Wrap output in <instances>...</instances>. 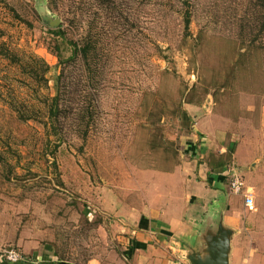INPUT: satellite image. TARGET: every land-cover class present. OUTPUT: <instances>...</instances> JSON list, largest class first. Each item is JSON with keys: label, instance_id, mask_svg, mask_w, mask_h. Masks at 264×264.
Segmentation results:
<instances>
[{"label": "rangeland", "instance_id": "374dc122", "mask_svg": "<svg viewBox=\"0 0 264 264\" xmlns=\"http://www.w3.org/2000/svg\"><path fill=\"white\" fill-rule=\"evenodd\" d=\"M219 163L205 211H236L264 264V0H0V264H86L161 173L200 198Z\"/></svg>", "mask_w": 264, "mask_h": 264}, {"label": "crops", "instance_id": "0c3cea01", "mask_svg": "<svg viewBox=\"0 0 264 264\" xmlns=\"http://www.w3.org/2000/svg\"><path fill=\"white\" fill-rule=\"evenodd\" d=\"M220 154L224 155V151ZM204 170L212 189L205 186L200 198L194 193L199 181L193 179L184 167L161 173L159 189L162 197L158 198L151 191L142 204L128 206L120 217L123 218L120 221L122 227L113 232L114 239L108 253L92 257L86 264H191L187 256L205 253L206 240L216 233L220 222L233 230L229 264H259L263 256L255 241L256 236L238 230V213L228 210L217 219L203 206L204 197L212 198L218 193L215 189L224 181L225 163ZM195 172L196 175L192 176L197 178L198 169ZM200 172L203 173V169ZM43 264L74 263L48 260Z\"/></svg>", "mask_w": 264, "mask_h": 264}, {"label": "water", "instance_id": "95a60500", "mask_svg": "<svg viewBox=\"0 0 264 264\" xmlns=\"http://www.w3.org/2000/svg\"><path fill=\"white\" fill-rule=\"evenodd\" d=\"M233 230L219 223L217 231L206 240L205 253H191V264H229V252Z\"/></svg>", "mask_w": 264, "mask_h": 264}, {"label": "built area", "instance_id": "2783aa9c", "mask_svg": "<svg viewBox=\"0 0 264 264\" xmlns=\"http://www.w3.org/2000/svg\"><path fill=\"white\" fill-rule=\"evenodd\" d=\"M236 174H237V172L234 173L233 179L231 181V190H232L233 194L240 195V194L244 193V191L242 189L244 184L238 178V176H237L238 174L237 175ZM244 198H245L246 208L249 209V211H255V202H254L252 192L250 190H248L244 193ZM6 258H7L8 262H10L12 264L21 261L20 255L15 250L7 252Z\"/></svg>", "mask_w": 264, "mask_h": 264}, {"label": "trees", "instance_id": "16d2710c", "mask_svg": "<svg viewBox=\"0 0 264 264\" xmlns=\"http://www.w3.org/2000/svg\"><path fill=\"white\" fill-rule=\"evenodd\" d=\"M186 23H187L186 28H188L189 27V20H187ZM78 51L83 52L85 55H87L88 52L90 51V47H89V45H85L83 47V49H79ZM44 64L46 66L45 72H47L49 70V66L47 65V63H44ZM61 116H62V109H60L59 97L57 96L53 99V102L50 104L49 109H48V117H49V121L51 122V125H50L51 131L53 129V131H52L53 134L57 135V136H59V134H57V129L60 125L59 120H60ZM8 264H11V263L8 262Z\"/></svg>", "mask_w": 264, "mask_h": 264}]
</instances>
